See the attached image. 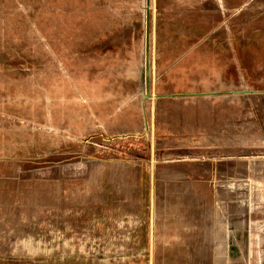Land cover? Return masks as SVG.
Segmentation results:
<instances>
[{
	"label": "rangeland",
	"instance_id": "obj_1",
	"mask_svg": "<svg viewBox=\"0 0 264 264\" xmlns=\"http://www.w3.org/2000/svg\"><path fill=\"white\" fill-rule=\"evenodd\" d=\"M0 264H264V0H0Z\"/></svg>",
	"mask_w": 264,
	"mask_h": 264
},
{
	"label": "water",
	"instance_id": "obj_2",
	"mask_svg": "<svg viewBox=\"0 0 264 264\" xmlns=\"http://www.w3.org/2000/svg\"><path fill=\"white\" fill-rule=\"evenodd\" d=\"M147 12H148V5H147V2H146V6H145V13L147 15ZM147 28H148V24H147V20H146V27H145V30H146V39H145V51H144V59H143V62H144V67L141 69V72H140V81H141V86H142V89H143V92H142V99H146L149 97V68H148V51H147ZM246 92V91H245ZM247 93V92H246Z\"/></svg>",
	"mask_w": 264,
	"mask_h": 264
}]
</instances>
